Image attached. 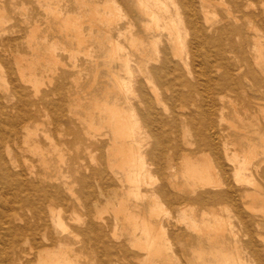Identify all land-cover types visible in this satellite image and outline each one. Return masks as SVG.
Listing matches in <instances>:
<instances>
[{"label":"rangeland","instance_id":"rangeland-1","mask_svg":"<svg viewBox=\"0 0 264 264\" xmlns=\"http://www.w3.org/2000/svg\"><path fill=\"white\" fill-rule=\"evenodd\" d=\"M242 1L246 4L248 0ZM258 1L251 0L250 2L253 4L248 8V11L257 12L261 8L260 1ZM206 5L209 12L207 16L211 23L226 17L227 12L238 16L236 9L232 7L228 0H206ZM168 8L173 10L172 7ZM139 11L135 0H0V113L3 112L14 119L20 115L19 121L21 123L24 113L32 112L33 110L41 111V115L37 114L35 122L24 119L23 123H17L18 125L10 126L8 123H1L2 134L5 137H9L13 128H18L22 124L24 126L30 125V131L33 136H31L29 144L33 145L36 142L35 145L39 147L37 150H42L44 152L42 154L47 157V166L50 168L51 174L59 178L56 182H53V185L59 187L66 199V202L59 206L64 226L53 230L54 245L52 250H55L60 244L61 246H69L72 249V254H76L78 261L83 264L224 263V260L228 261L230 258H236L237 254V249L230 244L231 240L227 232H225V245L213 246L209 243L213 241L212 235L207 236L209 233L211 234L209 230L204 233L208 240H211L207 241L205 239L206 236H201V240H199L200 235L187 230L185 223L196 224L194 226L200 227L203 223L210 220H208L210 211L212 213L219 208L220 210L218 209L217 213H219L222 220L227 221V223L229 221L232 224L235 223V226L238 225L236 227L237 230H240L242 225L238 221L239 219L236 220L232 217L233 213H228V204L224 203V205L220 204L221 206H219L218 203L211 208L207 202L204 203L205 206L194 202L193 199L196 195L187 193L189 192L188 187L193 189V186L194 188L198 186L196 182L195 185L192 183L194 180L191 177L192 181L188 182L190 179L186 173V165L191 162V168L188 166V169L192 170L194 167H202L203 164L209 165L208 162L211 163L212 158L208 154L199 155V152H196L198 151V146L193 144L195 142L194 130L190 124L188 126L185 125L186 121L199 122V115L193 104H186L177 100L171 103L169 99L173 96V92L155 83L153 79V77L156 78L154 73H158L155 75L159 79L164 80L166 78L167 69L172 67L173 64L163 63L164 59L175 63L183 59L187 67H184L183 70L180 68L181 66L179 68L184 71L183 73L191 81H194L193 74L195 71L199 73V70L205 72V77L208 78L207 61L210 63L212 59H210V56H205L201 50L198 53L192 50V37L190 33L185 36L184 30H182V33L185 47L184 50L178 49L174 42L169 40L170 37L166 34L167 32H155L153 28L148 29V26L150 27L152 24ZM160 15L158 14V16ZM213 16L215 17L213 18ZM160 23L162 24V22ZM161 24L158 23L159 26ZM252 31L251 29L247 31L244 29V32H248L250 38L255 35ZM77 35L80 37H76ZM229 38L231 37L227 39ZM133 41L136 42L133 43ZM136 43L138 46L134 49ZM247 43L246 58L250 60L254 53L251 50V40L248 39ZM182 46L181 44L180 48ZM177 50L182 52L179 51L178 53ZM175 52H177L178 57H174ZM193 52L196 53L195 58L193 57ZM237 52L240 54L238 49ZM113 53H116L118 57ZM17 58L20 59V71L23 72L24 80L22 82L18 80L19 75L17 76L18 68L16 63L14 65ZM125 60H127L129 67L125 66L124 68V63L126 65ZM163 64L166 68L162 66ZM128 70L133 74L131 73L132 75H130ZM150 73L153 77L150 76ZM132 76L133 81L130 80ZM146 77H149V79L151 77L150 81L153 82V85H148L147 89L134 84V79L141 81ZM114 79L123 83L126 88L124 93L121 90L119 91ZM203 84L208 87L212 83L209 84L203 81ZM18 87L21 88L19 89ZM14 91L19 93L17 94ZM22 91L25 97L27 95L28 104L24 102L25 100L20 101V99L23 100L25 98L23 93H21ZM180 91L181 94H184L187 90L181 89ZM144 93L153 102V106L148 109L149 117L152 118V125L159 124L157 129L160 131L161 138L163 137L162 139L164 140L169 137L173 144L171 146L168 145L167 150L169 151L167 153L166 151L165 153L156 152L158 151L156 143L159 136L155 137L154 135L152 137V135L146 133L134 108L137 107L139 111L144 109V106L140 104L141 99L145 97V95L142 97ZM49 95L51 96L49 97ZM195 99L198 102L200 96L196 95ZM224 101L223 106H226V108L230 107L231 101H234L235 104L237 103L233 98H226ZM32 103L51 104L44 108L42 107L44 105L39 107L38 105L33 106ZM112 104L113 106L117 104L120 107H124L130 115H134L131 120L135 121V126L140 128V132L138 135V132H136L133 140L140 142V139H142L148 148L153 146L151 150L154 148V152L157 153H155L154 157H159L160 155L159 159H162V162L166 161L168 157L171 159L172 167L168 173L170 175L169 179L173 180V182L175 181L176 189L170 187L165 188L163 191L169 196H171L170 193H173L176 197L181 196V198L185 199V202L183 199L176 207L167 205L162 202V196L156 195V198L153 197L154 195L152 196V193H150L153 189L147 186H141L140 192L136 194L137 192L134 191V188L125 180L126 172L119 168L122 163L121 156H117L118 152L116 148H113L112 144V130L114 129L112 127L115 126V122L111 116L108 117L105 111L101 110L106 106L107 108L109 106H111L109 108H112ZM58 115H60L59 121L57 120ZM158 115L161 116L159 117ZM229 120L240 126L231 116ZM87 123L90 124V129H87ZM107 125L111 127L109 128ZM202 126L204 127L205 123ZM223 127L231 135L229 144H236V148L240 151L244 147L242 146L244 142L239 140L238 134L232 128V125L224 124ZM47 132H50V138L43 139L42 135ZM86 133L92 138L88 137ZM23 135H15L9 149L5 147V143L2 145L0 148V161L2 160L15 172L9 164L10 159L13 156L24 157L35 162L37 170H43L44 166L40 165L38 156L30 154L27 151V147L23 145ZM133 140L127 139L126 142H132ZM116 141L118 143L121 142L117 138ZM153 141H155L156 146ZM239 141L241 144H239ZM52 144L55 146L54 151H52ZM186 144L191 145L187 146ZM172 146H174V150ZM177 148L180 152H177ZM187 150L191 152L188 153ZM193 150H195V153L192 152ZM60 156L64 158L65 162L61 161ZM186 158L189 160L187 163L184 162ZM195 161L196 164L194 166L192 163ZM145 162L146 166L148 163H152L147 158ZM66 163H69V165ZM92 169L100 171V175L94 177V179L92 177ZM151 171V180L153 181L154 177L157 178L153 165L151 166ZM89 175L92 178L85 189L82 185L73 183L81 176L88 177ZM3 177L4 171L0 164L1 181ZM151 180H149L150 183ZM63 183L72 188L73 194L67 193V189L62 186ZM209 188H197L195 193L198 194L204 190L208 191ZM0 189L5 193V198H0L2 200L0 201V215L4 214L5 216L8 213L9 215L16 213L30 215L26 208H21L22 205L19 199L11 198L8 195V190H12L11 187L7 188V186L0 183ZM176 194H179V196ZM140 197L141 199H139ZM151 198L154 199L152 200ZM155 202L157 205H155ZM237 204H240V202ZM180 206L185 207L190 212L192 211V213L189 214L188 210L186 213H180L178 209ZM96 208L100 212V219L94 220L93 223L98 225V233L89 235L86 238L87 240L85 239L87 244L84 241V246L75 243L73 235L68 233H75L78 228L77 223L72 219H75L76 215L81 218L83 215L85 217V214H88V217H92ZM120 208L125 209L127 215L135 216L133 218L129 216L131 221L138 220L136 218L139 213L136 210L138 208L143 209L145 212H150L152 209L156 210V215L152 213L155 216H149L147 219L152 226L156 225L154 227L158 230L161 245L152 248L153 251L158 250L159 253L154 256L150 255V259L149 257L147 259L150 261L144 260V257H146L145 252H142L141 248L133 243V241H136L133 235L136 234L139 237L141 229L133 228L130 225L131 222L126 221V216L119 214L118 210ZM113 210L116 211V214ZM240 210L245 213L244 209L241 208ZM159 211L160 213H158ZM202 212L208 217L201 216L200 213L202 214ZM261 214L259 209L255 210V213H251L255 221H263L264 228V213L260 216ZM185 217L189 220L186 221ZM159 223L162 228H158L160 226ZM15 224L22 225L23 223L16 221ZM64 227L68 228V232H63ZM6 229L5 224L1 225L0 233H4ZM262 233L264 234V230ZM59 240H63V242L60 243ZM238 240H242L240 234ZM2 241L7 242L4 238ZM13 241L14 243L17 242L15 237L10 240V243ZM198 241L203 245L200 243L198 245ZM238 245V256L245 260L247 256L244 254L242 245L241 243ZM162 247L164 248V253L161 251ZM211 248L214 250H211ZM204 249L205 251H203ZM17 251L18 249L12 250L7 246L0 248V264H37L35 251H29L26 256L23 255L24 257L21 258L23 260L16 261L14 259ZM160 252L162 253L161 256ZM198 252H202L204 255L197 257V254L200 256ZM208 252H211L212 256L207 254ZM213 254L215 255L214 257ZM261 254L263 255V253ZM133 255H139L140 257L134 259Z\"/></svg>","mask_w":264,"mask_h":264},{"label":"bare ground","instance_id":"bare-ground-1","mask_svg":"<svg viewBox=\"0 0 264 264\" xmlns=\"http://www.w3.org/2000/svg\"><path fill=\"white\" fill-rule=\"evenodd\" d=\"M228 1L231 3L232 7L236 9L238 16L227 12L226 17H223L214 23H211L208 19L207 14L209 12L207 10L208 6L206 5V0H135V4L136 6L138 5L141 15L147 18V21L152 24L153 27L148 26V29L153 28L155 32H167L166 34H168V36L170 37L169 40H172L175 46L178 47V49L183 50L185 46L183 44L182 30H184L185 36L190 33L192 37V50L194 52L196 51V53L201 50L205 56H210V59H212L210 63H208L207 61V70L209 71L208 78L205 77V72L199 70V73L195 71V73L193 74L194 81L189 80L186 77L185 73H183L184 71H182L184 67H187L183 59H180L178 63L169 61L168 59H164L163 63L173 64L172 67H168L165 76L166 78L164 80L157 78L156 75L158 73H154V76L156 78H154L150 73V76L153 77L155 83H158L165 89L173 92V96L169 99L171 103L177 100L185 102L186 104H193L199 115V122L186 121L185 125L188 126V124H190L194 130L195 142L193 144H197L196 146H198V151L196 152H199V155L208 154L209 156H211L212 160L211 163L208 162L209 165L203 164L202 167H194L195 170H193L194 168L192 170L188 169V166L189 168H191V162L187 164L186 167L184 165V167L186 168V173L188 174V177L190 179H187L188 182H191L193 179L194 181H192V183L195 185L196 182V185L198 186L197 188H210L208 191L204 190L203 192L196 194L195 192L197 188H194V186L193 189L188 187L189 192L187 193L196 195L195 198L193 197L194 202H197L200 205L207 202L209 203L208 206L210 205L211 208L218 203L219 206H221L222 204L224 205V203L228 204V213H233L232 217L236 220L239 219L238 221H240L242 225L241 229L237 230L236 227L238 225L235 226V223L232 224L230 221L227 223V221L222 220L219 213H217L219 209L218 208L212 213L210 211V213L208 214L210 216L208 220H210L206 223H203L202 225L200 224V227L194 226L196 224L192 225L191 223L186 222L185 224L187 230H191L192 232H194V234H199V240H201V236H206L204 232L209 230L211 234L209 233V235L207 236L212 235L213 241H211L212 243H209L213 246L225 245V232H227V235L231 240L230 244H232L235 249H237V254L236 258H230L228 261L224 260V263L220 261L221 263L219 264H264V234L262 233V231L264 230L263 221H255L254 217L251 215V213H255V210L258 209L259 212H261L262 214L264 213V0H259L261 8L257 12H252V10H250L251 12L248 11V8H250L253 4L250 2L251 0L246 1V4L242 0ZM168 7H172L173 10H169ZM158 14L161 15L158 16ZM214 17L215 16H213V18ZM159 21L162 22V24ZM158 23L161 25L159 26ZM244 29L246 31L248 29L253 30L252 32H254L255 35L250 38L248 32H244ZM78 36L79 35H77L76 37ZM228 37L231 38L227 39ZM248 39H250L252 42L251 50L254 53L253 57L250 60L246 58L248 51ZM134 42L136 41H133V43ZM181 44L183 46L180 48ZM137 46L138 45L136 43L134 45V49L137 48ZM117 48L119 49V47ZM237 49L240 51V54H238ZM194 52L193 57L195 58L196 53ZM163 53L166 54V52L164 51ZM175 53L176 54L174 57H178L177 52ZM114 55L117 56L116 53ZM117 57L116 59H118ZM18 58L16 59V62H14V65L16 63L18 68L17 76L19 75L18 80L22 82L24 80V77L22 74L23 72L20 71V59ZM126 61L127 60H125V62ZM127 63L128 62H126V65L124 63V68L125 66H128ZM162 66H164V64ZM179 67L182 68V70H180ZM128 72H130V75L133 74L129 70ZM151 77L150 79H152ZM132 78L133 76L130 78V80L133 81ZM150 79L149 77L143 78L141 81L134 79V84H138L139 86H141V88L147 89L148 85H153V82H151ZM114 80H116V86L119 88V91L121 90L124 93L126 88L124 87L123 83L117 79ZM203 81L212 84L206 87L203 84ZM18 88L20 89L21 87ZM181 89H186V93L181 94ZM139 90L137 91L139 92ZM17 91L14 92L17 93ZM21 93H23V96L25 97L24 92L22 91ZM143 95H145V93L142 94V97ZM196 95L200 96V100L198 102L195 99ZM50 96L51 95H49V97ZM202 97L204 98L201 99ZM149 98L145 95V97L141 99L140 104L144 106L143 110L139 111L137 107L134 108L139 115V119L141 120L146 133L152 135V137L154 135L155 137L159 136L158 142L156 143L158 146V151L156 152L165 153L166 151L167 153V151H169L167 150L168 145L171 146L172 143L169 137L168 139L164 140L162 139L163 137L161 138L160 131H158L157 129V127H159V124L152 125V118L149 117L148 109L153 106V102H151ZM226 98H233L237 103L235 104L234 101H231L230 107L226 108V106H223V103L225 102L224 100ZM20 101H24L28 104L27 95L23 100L20 99ZM32 105H38L39 107L41 105H44L42 107L46 108L48 103H32ZM101 106L103 105L101 104ZM109 107L107 108L106 106L101 110H104L108 117L111 116L112 120L115 122V126L112 127L114 128L112 130V144L113 148H116V151L118 152L117 156H121L122 163L119 165V168L126 172L125 180L129 183L130 186L134 188V191L137 192L136 194L140 192L141 186H147L153 189V191L150 192L152 193V196L154 195L153 197L156 198L158 195H160L163 198V203L167 205L169 204L170 206H178L184 198H181V196L176 197L173 193H170L171 196H169V194H167L166 192L164 193L163 191L165 190V188L170 187L176 189V184L174 183L175 181L173 182V180L169 179L170 175L168 171L172 167L171 159L169 157L166 158V161L164 160V163L162 162V159H159L160 155L159 157H154L156 152H154V148L153 150H151V147L153 146L149 145L150 148H148L147 144L142 139H140V142L133 140L136 132H138L137 135L140 132V128H137L135 126V121L131 120L132 117L134 118V115H130V113H128V111L124 107H120L117 104L112 108ZM40 112L41 111L33 110L32 112L29 111L27 113H24L22 117L23 119H21V123H23L24 119L35 122L37 120V114L39 113L38 115H41ZM230 116L234 118V120H236L240 124V126L235 125L236 123L233 121L230 122ZM20 117L21 116L18 115L14 119L13 117L7 116L5 115V113L1 112L0 124L8 123L10 124V126L16 125L17 123H20ZM57 120H60V115H58ZM203 123H205L204 127L202 126ZM224 124L232 125V128L238 134L237 136L239 137V140L241 142H244V145H242L244 147L241 148L240 151H238L239 149L236 148V144H229L231 135L230 133L226 132L225 129H223ZM86 126L87 129L91 128L89 123H87ZM110 127L111 126H109V128ZM22 130L23 132H21ZM22 134H24L22 137L23 145L27 147V151L30 152V154L38 156L40 165L44 167L41 171L37 170L35 162L24 157L18 158L16 156H13L10 159L9 164L15 170L14 172L2 160L0 161L2 170L4 171V177L2 181L0 180V183L7 186V188L11 187L12 190H8V195L11 198L19 199L22 205L21 208H26V211L30 213V215L19 213L11 215H9L8 213L5 216L4 214L0 215V226L5 224L7 228L4 233H0V248L7 246L12 250L18 249L16 257L14 259L16 261L23 260L21 258L26 256L29 251H35L37 264H83L78 261V257L76 256V254H72V249L69 248V246H61L60 244L55 250H52V247L54 245L52 235L53 230L55 228H63L64 226V224L62 223L59 206L65 203L66 199L64 194H62V192L59 190V187L53 185V182H56L59 178L56 175L51 174V170L47 166V157L42 154L44 152H42V150H37L39 149V147L35 145L36 142H34L33 145L29 144L31 136H33L30 131V125L24 126V124H22L18 126V128H13L11 134H9V137H5L4 134H2L0 126V148L5 143V147L9 149L11 147L10 144L13 141V137L15 135ZM87 136L90 137L88 134ZM42 138L49 139L50 132L42 135ZM116 138L120 139L121 142L118 143L116 141ZM127 139H132L133 141L126 142ZM155 141H153V144H155ZM240 141L239 144H241ZM52 145L53 148H51L52 151H54L55 146L54 144ZM186 145L189 146L191 144ZM172 149L174 150V146H172ZM194 151L195 150H193L192 152L195 153ZM177 152H180L178 148ZM187 152L190 153L191 151L189 152L187 150ZM146 158L149 162L152 161V163H148L147 166V161L145 162ZM60 159L61 161L65 162L63 157L60 156ZM184 162L187 163L189 162V160L186 158L184 159ZM193 163L192 165L195 166L196 161ZM66 164L69 165V163ZM152 165L154 166V173L155 175H157V178L153 176V181L151 180V172L153 171H151ZM98 175H100V171H92L93 179ZM92 177H90V175L88 177L81 176L79 179L73 181V183H78L85 189V187L90 184L89 182L91 181ZM149 180H151V183ZM157 181L158 183L156 184ZM62 186L67 189L68 194H73V190L69 185L63 183ZM190 186L192 187V185ZM4 194L5 193L0 189V198H5ZM141 194L143 195L144 193ZM176 195L179 196V194ZM141 197L139 199H141ZM147 198L149 197L147 196ZM239 202L240 204H237ZM155 205H157L156 202ZM181 206L178 207L179 212L182 214L186 213L188 209L186 210L185 207ZM151 207L154 208V206L152 205ZM240 207L245 210V213H242ZM96 210L95 213L93 212L94 214L92 217H88L89 215L85 214V217L83 215V217L81 218L80 216L76 215L74 217L75 219H72L78 225L75 233L68 232V228L65 227L63 229V232L72 234L75 238V243L82 244L84 246L85 239L89 237V235H95L99 231L98 225L93 223L94 220L100 219V212ZM136 210L139 211V213L137 214L138 216L136 215V218L138 220L135 219L132 221L130 220V217L132 216H130V214L127 215L125 209L120 208V210H118L120 213L118 211L117 212L119 214L125 215L127 218L126 221L131 222L130 225H132L133 228L141 229V235L139 237L136 234L133 235L136 238V241H133V243L136 246H139L142 252H145L146 257H144V260L148 262L150 260L147 259L150 255L154 256L155 254L159 253L158 250V252L156 250L153 251L152 248L155 246L159 247L161 245L158 230H156V227H154L156 225L152 226L147 219V217L149 216H155L157 212L154 209H152V211L150 212H145L140 208ZM113 212L116 214V211L113 210ZM188 212H190V210H188ZM152 213L155 215H153ZM158 213H160V211ZM191 213L192 211L189 214ZM161 214L163 213L161 212ZM262 214L260 216H262ZM200 215L207 216L203 212L202 214L200 213ZM185 218L186 221L189 220L187 217ZM16 221H19L23 224L16 225ZM158 228H162V226L160 225L158 226ZM239 234L241 235L242 240H238ZM207 236L205 237V239L207 241H210L211 239L208 240ZM13 237L16 238V243H14V241L10 243V240ZM3 238L6 239L7 242L2 241ZM59 242L62 243L63 240H59ZM199 243L200 241H198V245ZM239 243H241L244 254L247 256L245 260L239 258L238 256ZM200 244L203 245L202 243ZM162 249L161 251L162 253H164V248L162 247ZM211 250L214 249L211 248ZM203 251H205V249ZM211 252H208L207 254L211 255ZM162 253L160 254V256L162 255ZM198 253L200 256H198L197 254V257H201L202 255H204V253L202 252ZM261 253H263V255ZM214 254L213 257L215 256ZM29 255L31 254L29 253ZM132 257L134 259H137L140 256L133 255ZM144 260L143 262H145ZM148 263L150 264V262ZM151 264L153 263L151 262Z\"/></svg>","mask_w":264,"mask_h":264}]
</instances>
